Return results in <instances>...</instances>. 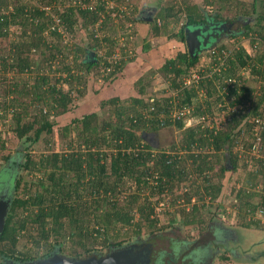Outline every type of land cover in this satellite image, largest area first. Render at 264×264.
Wrapping results in <instances>:
<instances>
[{
	"label": "trees",
	"instance_id": "1",
	"mask_svg": "<svg viewBox=\"0 0 264 264\" xmlns=\"http://www.w3.org/2000/svg\"><path fill=\"white\" fill-rule=\"evenodd\" d=\"M69 1L0 0V45L8 39L12 48L9 54L2 56L0 64L7 71L15 70L19 75V80L7 84L5 78L0 77V122L9 115L10 128L24 148L22 165L27 172L20 177H10L8 181L14 185L16 193L0 233V262L63 254L68 242L74 243V258L87 256L92 250L100 254L102 248L111 249L133 236L162 230L153 215L154 204L142 201L140 192L144 187L152 192L154 189L157 192L172 191L175 179L180 181L184 177V172L177 169L178 155L166 151L157 153L143 137L146 131H156L165 125H175L184 130L183 148L189 152L193 146H212L217 152L225 148L231 150L236 142L232 137H239L241 133L243 152L245 149H259V146L262 148V156L253 161L254 166L249 170L246 169L247 157L243 159L238 152L227 150L226 164L221 163L223 152L221 157L220 153L216 155L211 164L207 154L189 153L193 161L198 159L196 169L199 173L204 167L213 170L218 165V171L213 175L216 182H210L209 176L205 186V192L211 193L213 200L220 194L224 172L235 170L238 164L247 173L243 182L245 188L255 189L259 180L264 179V121H254L255 118L264 119V0H204L206 6L218 5L214 13L192 0L169 1L159 6L148 30L142 25L144 20L137 15V7L131 8L129 0ZM108 1L114 6L109 8ZM58 2L64 4L63 9L55 6ZM119 5L127 6V15ZM232 8L235 10L232 18L227 21L219 19L223 10ZM113 12L119 19L118 23L114 22ZM211 18L219 21L216 28L221 31L226 25L241 24L239 31L229 35L232 40L240 35L247 37L249 48L240 45L228 49L220 43L210 51L207 63H198L202 42L196 44L192 52L187 38L193 27L203 25L207 30L209 25H214ZM94 24H100L102 36L89 30V26L95 27ZM11 26H17L19 30L9 38ZM78 27L87 31V44L82 46L72 42L69 45L64 42L60 29L70 35ZM126 28L127 38L133 35L139 38L142 51L150 54L154 64L147 66L148 69L145 68L135 81L138 94L124 98L118 95L102 97L99 109L106 111V117L91 111L73 117L60 127L62 137L75 130L77 145H83L85 149H74L73 141H68L69 153L50 151L46 155L34 156L31 147L41 141L48 145L42 134H51L56 117L71 109L73 81L80 83L101 65L108 69L105 80L116 78L125 60L119 57L105 61L95 49L106 44V54H110L118 40L117 31ZM163 35L165 47L160 46L163 51L158 52L148 38ZM131 45L129 43L127 49ZM226 49L230 51L227 55L224 54ZM121 50L125 53L124 47ZM126 52L127 60H130V50ZM53 64L58 65L55 71L60 73L56 82H67L70 88L67 91L58 88L56 83H49L47 71ZM214 67L220 71H214ZM239 67L250 72L251 78L242 74V70L238 71ZM95 72L94 76L97 75ZM193 72L200 78L198 82L187 84L185 79ZM155 74L164 77L165 84L176 92L175 95L163 98L164 95L146 91ZM228 77H233L235 82L222 84L221 89L215 87L217 80ZM250 80L253 84L249 83ZM85 88L77 90L86 94ZM199 90L208 97L200 101ZM241 102L244 104L242 107L239 106ZM226 103L230 107L236 106L227 111ZM185 108L191 110L190 116L200 117L206 113L214 114L215 108L218 112L226 111L222 123L227 128L216 127V120L213 127L203 126L204 129L201 122L200 127L187 125L184 119L188 112L180 114V109ZM173 112L179 116L173 118ZM249 116H252V122L248 120ZM3 134L0 131V148L5 143ZM8 154L1 155L0 167ZM5 183L8 186L7 181ZM132 184L135 185L133 191ZM126 190L131 192H127L126 200L125 196L121 199V193ZM249 192L248 189L243 191L242 199L232 203L234 209L227 214L235 218L242 212L247 217V221L244 218L242 222L243 227L264 228V195L260 201H251L249 197L254 191ZM186 195L189 202L190 195ZM238 196H241V191ZM180 214L182 224L201 222V212L195 204ZM22 235L29 246L42 247L46 251L37 256L30 252L32 249L29 247L27 251H16L17 238Z\"/></svg>",
	"mask_w": 264,
	"mask_h": 264
},
{
	"label": "rangeland",
	"instance_id": "2",
	"mask_svg": "<svg viewBox=\"0 0 264 264\" xmlns=\"http://www.w3.org/2000/svg\"><path fill=\"white\" fill-rule=\"evenodd\" d=\"M69 0H65V3ZM78 1V0H73ZM175 1V0H129L130 7L133 8L135 5L137 7V15L142 14V10L146 11L148 8H155L156 11L163 3ZM196 3L204 5V0H192ZM69 3H72L71 0ZM66 5V4H65ZM52 6V5H51ZM55 6L59 8V10L63 9L64 4L55 3ZM107 6L110 8L114 6V3L111 1L107 2ZM218 5L214 3L211 6H206L205 10L209 11L210 13L217 9ZM119 9L125 11L127 15V6L119 5ZM110 11V9H108ZM6 11V10H5ZM141 11V12H140ZM156 11L154 14H156ZM234 8L232 10H223L221 12V18L228 20L233 17L234 15ZM111 12V11H110ZM115 12H113L114 22L118 23L119 19L115 16ZM143 15L148 16L151 15L149 13H143ZM155 16V15H154ZM153 16V18H154ZM222 19V20H223ZM127 20V18H126ZM153 20V19H152ZM151 20V21H152ZM182 20V19H181ZM146 21L142 23L145 29H149L150 22ZM225 21V23H226ZM95 27L89 26V30H94L96 35L102 36V33L99 30L100 24H94ZM128 25V22H126ZM179 25V24H178ZM177 25V26H178ZM230 28H229V27ZM241 24L235 23L227 25V29L225 34H221L215 44H211L210 40L212 37L207 38L209 36L208 31L206 30V26L200 27H193L188 35L189 43L191 45V50L194 49L196 44L206 45L208 44L207 49H204L199 52L200 61L198 63H207L209 61L208 57L210 56V51L214 48L215 45L220 43L226 45L228 49L231 47H238L240 45H244L249 48V39L245 36L238 37L235 40H232V37L229 35L230 32H237L240 30ZM177 28V27H176ZM17 26H11L9 28V38L13 35V32L18 33ZM88 30V32H89ZM132 30V29H130ZM129 30V32H130ZM64 37V42L69 43L75 42L82 46H85L89 41L87 36V31L84 28L78 27L77 30L73 34H67ZM150 35V34H148ZM118 38L116 45L112 47V52L110 54H106V50L108 46L103 44L102 47L96 48L95 52H97L98 56H102L105 61H111L113 58H122L125 60V64L120 71L116 73V78L111 81H107L104 77L107 75L108 69H105L103 65L96 68L97 73L94 76L93 71L88 73L84 78L80 80V83L73 81L71 95L74 98L73 103L71 104V109L62 115L56 117V125L54 126L53 132L47 136L42 134L43 140L46 138L48 140V145L43 144V141L39 142L38 144L31 147L32 154L35 156L36 154L46 155L50 151H58L63 153H69L70 151L67 148V142L73 141L74 149L79 147L85 149L83 145H77V139L75 137V130H71L70 134L67 137L61 136L60 127L65 124H68L70 120L75 116H82L85 113L96 111L101 116H107V113L104 109H99V103L102 100V97L109 98L110 96L118 95L117 97L124 98L130 95L138 94L135 86V81L143 74V70L147 66L154 65L152 63L153 60L150 59V54L148 52H143L141 49L142 42L139 41L135 35L132 37L128 36L127 38V28L119 29L117 31ZM130 37V38H129ZM149 42L152 46H155L156 51H163L160 46L166 43L164 35L161 37L149 36ZM7 40V41H6ZM3 40L2 44L0 45V61L2 56L9 54L10 45L9 40ZM132 45L128 48L130 50L131 59L127 60V46L129 43ZM197 42V43H196ZM187 43V44H189ZM165 47V45H163ZM124 47L125 53H122L121 48ZM226 49L225 55L229 54V50ZM193 52V51H192ZM37 57V56H36ZM197 63V64H198ZM58 65L53 64L52 68L47 71L49 77V83H56V86L63 91H67L69 88V84L67 82L59 80L56 82V77H59V72H56V68ZM148 69V68H146ZM241 71L242 69L239 67L237 69ZM146 71V70H145ZM143 72V73H142ZM242 74L249 75L250 72L247 73V70H242ZM62 75V74H61ZM66 74L63 73V76ZM25 77L26 75H22ZM0 77L5 78L4 82L10 83L13 80H19V75L15 70L7 71V69L3 68L0 64ZM61 79V78H60ZM124 82L122 83V81ZM222 83V81L220 82ZM249 83L253 84V81L250 80ZM152 85L146 87V91L152 94L164 95V97H168L169 95H175V91L169 89L168 86L165 84V79L160 74H155L152 76ZM86 85V86H85ZM76 87V88H75ZM86 87V88H85ZM86 89V94H81L78 92L77 89ZM136 88V89H135ZM127 89V91L125 90ZM98 91V92H97ZM147 93V94H148ZM204 93V92H203ZM201 90L198 93V99L202 101L203 99L208 97V94L203 96ZM145 94V95H147ZM10 95L9 97H11ZM226 110L233 109V107L227 106L226 103ZM242 102L239 104L242 107ZM248 105V104H247ZM32 110V108H30ZM188 109H180L183 113H187ZM187 117L184 119L187 125H192V127H197L200 124L199 122L203 123L201 126L204 129L205 126L213 127L214 120H216V127L219 129H225L226 124L222 123V120L226 116V111L216 110L215 113H206L203 117L200 116H190L189 114L192 113L191 110H188ZM182 114V113H181ZM9 115L4 117L0 122V131L4 134V147L0 148V162L2 161L1 155L8 154V158L3 160L1 167H0V180L1 183L7 180V174L9 173L10 169L14 170L15 176L17 177L18 174L26 175V170H24L21 166L23 163V145L21 146V142L14 136L11 130V124L9 121ZM252 116H249L248 120L252 122ZM204 126V127H203ZM227 128V127H226ZM146 133H152V135H148V142L153 149L158 153L166 151L167 153H173L180 156L179 162L177 163V169L182 170L184 172V177L182 180L178 181L175 179L174 186L172 187V191L166 189L163 192H157L156 189L153 192L149 189L144 187L141 190L140 194L142 197V201L147 200L150 204H154V212L153 215L156 219H158V226H161L162 230L151 232L147 234L144 232L142 235L133 236L127 241L123 242V245L129 244L131 241L140 242L145 241V250H151L150 262L149 264H196L199 260L201 261L200 264H205L202 261L204 259H210L212 264H250L248 263V259L252 260H261L264 259V228H256V227H243L242 222L244 221L245 214L240 212L235 218H231L227 211L232 210V203H238L239 199L243 194V191H254V194L250 195L249 199L251 201H260L262 195H264V179L261 178L256 185L255 189L253 187H246L244 186V181L246 177V170L238 164L235 170H226L224 172V176L222 177L223 184L220 191V194L216 199L211 198V193L205 192V186L207 184V177H211L210 182H216L217 178L213 175L218 171V165H215L214 169L211 170L210 168H205L199 173L197 171V161H193L192 157H189L190 154H207L208 161L210 160V164L215 161L217 158L216 155L223 152V157L221 159V163L226 164L228 159V151L238 152L240 153V157H247V168L252 169L254 166L253 161L258 159L262 156V148L256 150H248L244 149V144L241 142L243 134L241 133L239 137L233 138L235 140L234 146L231 148L222 149L220 152L216 151L214 147L210 146L209 148H201L195 149L194 147L191 148L190 152L183 149L185 145L183 142L184 138V130L177 128L175 125H165L161 127L159 130L156 131H146ZM240 143L243 144V147H240ZM262 147V146H261ZM185 148V146H184ZM242 148V151L240 150ZM110 151V150H108ZM190 153V154H189ZM244 153V154H243ZM244 161V160H243ZM245 162V161H244ZM228 166V164H227ZM40 176V174H39ZM30 177V176H29ZM13 182V181H12ZM135 187L132 184V191ZM11 189V190H10ZM241 191V196L239 197L238 194ZM127 192H131L126 190V192L121 193V197L125 196V200L127 197ZM16 190L14 189V185H9L5 187L3 190L0 186V194H7L6 197L13 198L15 196ZM186 193H189L190 200L187 202L186 200ZM144 198V199H143ZM121 199H124L123 197ZM163 204H159V203ZM195 204L199 207L201 212L200 218L201 222L193 223L190 225L182 224L183 217L181 216V211H189L191 206ZM159 207V208H158ZM174 217V218H173ZM247 221V217L245 218ZM262 221H264V217H262ZM216 228V229H215ZM218 231V232H217ZM218 234V235H217ZM22 236H18L17 243H16V251L26 250L28 247L30 248V252L34 254V256L43 254L46 249L40 247L35 248L29 246L28 242L23 239ZM208 242H205V240ZM52 242L54 241L53 237L50 239ZM203 240V241H202ZM66 244V251L63 252L64 255L69 257L74 256V243H65ZM69 244V245H68ZM131 244V243H130ZM72 247V249H71ZM108 248H102L100 254H105ZM27 251V250H26ZM78 252H80L78 250ZM91 254L97 253V250H92ZM232 253H234L232 255ZM226 254H230V257L227 259L225 257ZM90 255V254H89ZM232 256V258H231ZM235 256H240V259H236ZM225 257V258H222ZM249 257V258H247ZM35 258H38L35 257ZM209 261V260H207ZM219 261V262H218ZM264 261V260H261ZM210 263V262H209ZM259 263V262H256ZM254 263V264H256Z\"/></svg>",
	"mask_w": 264,
	"mask_h": 264
},
{
	"label": "water",
	"instance_id": "3",
	"mask_svg": "<svg viewBox=\"0 0 264 264\" xmlns=\"http://www.w3.org/2000/svg\"><path fill=\"white\" fill-rule=\"evenodd\" d=\"M148 9L150 10L148 13L151 15H143L145 10H142V14L139 13L138 15L141 20L150 21L153 19L156 9L153 7ZM187 41L189 43V38H187ZM188 47L191 50L190 43ZM193 50L194 49L191 51ZM150 134L152 135V133H145L143 137L147 140V136ZM11 200L12 198L9 197H0V233L3 231L5 217L8 213ZM144 244L145 242L139 245L122 244L111 248L105 254L94 253L79 258L69 257L61 253H53L50 256L38 257L26 261H14L9 259L5 264H149L152 251L145 250Z\"/></svg>",
	"mask_w": 264,
	"mask_h": 264
},
{
	"label": "flooded vegetation",
	"instance_id": "4",
	"mask_svg": "<svg viewBox=\"0 0 264 264\" xmlns=\"http://www.w3.org/2000/svg\"><path fill=\"white\" fill-rule=\"evenodd\" d=\"M150 10L149 9H147L146 11H144L143 13H148ZM216 18H211L210 20H212L211 22H213L214 23V25H216V23H219V21L218 20H215ZM209 20V21H210ZM214 25L212 24L211 26L209 25V27H207L208 29H207V31H208V33H209V36H207V38L209 37V40H210V37H212V39L210 40V43L212 44H215V42L218 40V38L220 37V35L223 33V34H225V32L224 31H226L227 29H229V28H227V25L223 28V31H221V30H217L218 28H216V27H218L217 25H219V24H217L215 27H214ZM231 26V25H230ZM207 47H208V44H206V45H201L200 46V49L199 50H203V49H207ZM148 137V136H147ZM148 139V138H147ZM22 168H23V166H21ZM16 174H15V172H14V170H12V169H10V171H9V173L7 174V176H5V178L7 177V183H8V181H9V179H10V177H13V178H16V176H15ZM21 175H24V174H18L17 175V177H20ZM8 185H9V183H8ZM0 186H1V188L3 189V190H5V187L7 186L6 185V183H5V180L1 183V180H0ZM6 195L7 194H0V197L1 198H6ZM216 229V228H215ZM218 232V231H217ZM218 235V234H217ZM205 240V239H204ZM203 241V240H202ZM145 241H140V242H134V243H132V241L130 242L131 244H140V243H144ZM205 242H208V241H206L205 240ZM129 243V244H130ZM234 253H232V255H233ZM234 256V255H233ZM225 257L228 259L229 257H230V254H226L225 255ZM225 257H222V258H225ZM231 258H232V256H231ZM235 258L236 259H240V256H235ZM247 258H249V257H247ZM207 260H209V261H207ZM5 262L6 261H2V262H0V264H5ZM203 263H205V264H212L211 263V261H210V259L208 258V259H204L203 261H202ZM210 262V263H209ZM219 262V261H218ZM179 264H182L181 262H178ZM201 263V261L199 260L196 264H200ZM217 264V263H216ZM223 264H225V263H223Z\"/></svg>",
	"mask_w": 264,
	"mask_h": 264
},
{
	"label": "built area",
	"instance_id": "5",
	"mask_svg": "<svg viewBox=\"0 0 264 264\" xmlns=\"http://www.w3.org/2000/svg\"><path fill=\"white\" fill-rule=\"evenodd\" d=\"M45 9H49V7H44ZM58 20H56V22H57ZM60 29V28H59ZM60 31L62 32V35H63V37H65L66 36V34H65V32L62 30V29H60ZM225 52L226 51H224V54H225ZM223 61H221L220 63H222ZM219 63V64H220ZM216 66H218V64L216 65ZM215 66V67H216ZM215 67L213 68V70L214 71H220L219 69H215ZM219 67V66H218ZM199 78H200V75L198 74V73H196V72H193V73H191V75L189 76V78H186L185 79V82L187 83V84H191V83H193V82H198V80H199ZM222 81V83H220ZM233 83V82H235V79L233 78V77H228V78H224L223 80H221V79H219V80H217V82H215V87L217 88V89H221V85L222 84H225V85H227V84H229V83ZM225 87V86H224ZM202 91V90H201ZM223 91H224V89H223ZM186 109H188V108H186ZM188 110H190V109H188ZM187 110V112L189 113V111ZM181 113H183V112H181ZM180 113V114H181ZM184 113H186V112H184ZM179 116V114L177 113V112H173L172 113V117L173 118H175V117H178ZM254 121L255 122H257V123H260V122H263L264 121V119H260V118H255L254 119ZM195 149H201V147H196V146H193ZM184 149V148H183ZM254 149H256V148H254ZM256 150H258V149H256ZM179 158H180V156H178ZM159 204H163V203H159ZM159 208V207H158ZM263 211V210H262Z\"/></svg>",
	"mask_w": 264,
	"mask_h": 264
},
{
	"label": "crops",
	"instance_id": "6",
	"mask_svg": "<svg viewBox=\"0 0 264 264\" xmlns=\"http://www.w3.org/2000/svg\"><path fill=\"white\" fill-rule=\"evenodd\" d=\"M261 260H264V259L262 258ZM261 260H252V261H250V259H248L247 261L250 264H254L256 262H259V263H256V264H264V261H261Z\"/></svg>",
	"mask_w": 264,
	"mask_h": 264
}]
</instances>
